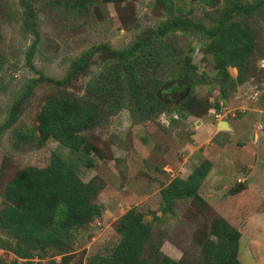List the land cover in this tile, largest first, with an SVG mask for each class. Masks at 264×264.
<instances>
[{"label":"rangeland","instance_id":"374dc122","mask_svg":"<svg viewBox=\"0 0 264 264\" xmlns=\"http://www.w3.org/2000/svg\"><path fill=\"white\" fill-rule=\"evenodd\" d=\"M259 1L263 0H213L207 5L201 0H81L78 8H71L66 0H33L35 37L23 22L18 0H1L0 125L26 80L40 75L63 79L71 60L92 46L105 44L122 51L148 39L171 16L209 30L225 8L235 3L256 6ZM228 22L242 24L249 40L243 79H237V69L231 66L227 72L236 79L234 85L217 77L208 50L211 39L205 33H171L160 40L167 48L174 45L173 60L185 61V54L189 55L196 67L193 82L187 86L162 60L161 68L155 64L156 74L163 73L162 82L167 83L158 95L165 108L147 117L128 107L125 86L114 90V101L103 111L94 108L93 88L91 98L86 97L87 84L112 68L106 55L97 52L88 71L64 88L68 96L92 107L97 117L96 124L82 133L87 148L78 152L52 139L42 146L36 142L38 116L55 89L39 85L25 100L16 123L0 137V209L8 182L24 168L46 167L53 156L74 164L83 183L96 185L95 202L101 207L97 219L67 234L65 251L49 249L40 259L35 256L34 262L87 264L118 242L119 218L135 211L152 223L156 240L177 247L179 259L188 264H205L202 244L216 239L212 228L217 219L240 233L237 257L242 264H264V2L249 15L234 14ZM35 41L29 65L26 54ZM221 84L226 85L222 93ZM219 122L229 129L220 128ZM195 131L202 137L198 142L192 140ZM204 160L211 162V169L198 190V200L179 201L174 215L161 216L159 190L175 177L186 179ZM240 181L246 189L230 193ZM0 238H5L1 229ZM0 258L7 264L15 259L1 248Z\"/></svg>","mask_w":264,"mask_h":264},{"label":"trees","instance_id":"16d2710c","mask_svg":"<svg viewBox=\"0 0 264 264\" xmlns=\"http://www.w3.org/2000/svg\"><path fill=\"white\" fill-rule=\"evenodd\" d=\"M201 1L207 5L214 3L213 0ZM78 2L81 0H66V5L78 8ZM261 2L264 0L257 2L256 6L246 7L235 3L225 8L217 25L209 30L190 19L171 16L161 21L148 39L136 41L122 51L113 50L105 44L92 46L71 60L66 75L61 80L44 75L26 80L10 105L5 121L0 125V137L16 123L25 100L39 85H46L55 89L56 93L46 99L38 116L37 144L42 146L52 139L71 152L87 148L82 133L96 124V113L82 99L68 96L64 88L73 77L88 71L92 58L99 51L106 55L112 68L106 75H101L87 84L89 89L86 97L91 98L93 88L96 103H92L95 109L103 111L105 105L108 106L114 101V90L125 86L129 91L128 107L138 108L145 117L153 111L162 112L165 106L158 95L167 83L163 84V73L158 76L154 66L161 68L158 63L161 60L166 65L169 64L168 70L178 72V79L184 80L187 86L192 84L195 73L196 67L191 65L189 55L184 53L185 61L173 60L177 53L174 45L167 48L160 40L180 30L200 31L211 39L208 50L213 56L217 77L225 78V84L234 85L236 79L228 74L227 67H235L238 72L237 79L241 81L250 46L243 25L228 21L236 13L249 15ZM18 4L23 9L22 17L27 30L37 37L33 0H18ZM35 44L36 41L26 54L29 65ZM1 65L0 59V69ZM151 67L153 69L150 70ZM91 84L93 87H90ZM221 85L222 93L226 85ZM150 86H154L153 90ZM186 95L187 93L180 99ZM210 169L211 162L204 160L186 179L175 177L163 186L159 190L160 215H174L179 201L198 200V190ZM96 194V185L91 182L83 183L74 164L59 156H53L44 168H24L4 189L0 229L5 238H0V248L15 257L12 264H41L40 261H33L35 256L40 259L39 256L49 249L65 251L64 240L67 234L71 230L84 227L101 215V207L95 202ZM116 230L119 235L118 242L105 254L89 258L87 264H188L181 259L172 260L161 252L162 242L156 240L152 223L146 222L138 212L128 211L121 216ZM212 235L215 240H206L202 244L205 264H242L237 257L240 233L234 227L223 219H217ZM0 264L7 262L0 258Z\"/></svg>","mask_w":264,"mask_h":264},{"label":"crops","instance_id":"0c3cea01","mask_svg":"<svg viewBox=\"0 0 264 264\" xmlns=\"http://www.w3.org/2000/svg\"><path fill=\"white\" fill-rule=\"evenodd\" d=\"M220 123L221 122H219L218 123V126L220 125ZM227 124V123H226ZM227 126H228V124H227ZM229 127V126H228ZM229 129V128H228ZM196 132V131H195ZM202 139V137L199 135V133H195V135L192 137V140L194 141V142H198V140L200 141ZM178 178H180V177H178ZM171 181V180H170ZM169 181V182H170ZM242 181H244V179L242 180ZM168 182V183H169ZM241 182V181H240ZM239 183V182H238ZM243 183V182H242ZM244 185H245V183H243ZM165 186V185H164ZM237 186V185H236ZM235 186V187H236ZM233 189V188H232ZM245 189H246V186H245ZM231 190V189H230ZM240 247V246H239ZM161 252L165 255V256H167V257H169V258H171L172 260H175V261H177V260H179V258H180V256H181V253H180V250L177 248V247H175L174 245H172V244H170V243H167V244H165V245H163L162 246V248H161ZM238 252H239V250H238ZM239 260V259H238Z\"/></svg>","mask_w":264,"mask_h":264},{"label":"water","instance_id":"95a60500","mask_svg":"<svg viewBox=\"0 0 264 264\" xmlns=\"http://www.w3.org/2000/svg\"><path fill=\"white\" fill-rule=\"evenodd\" d=\"M220 128L228 129L229 127L225 122H221L219 125ZM252 139H254V135H252ZM245 189V185L242 182H239L236 187L230 190V193H239Z\"/></svg>","mask_w":264,"mask_h":264},{"label":"built area","instance_id":"2783aa9c","mask_svg":"<svg viewBox=\"0 0 264 264\" xmlns=\"http://www.w3.org/2000/svg\"><path fill=\"white\" fill-rule=\"evenodd\" d=\"M216 117H219V115H218V116H216Z\"/></svg>","mask_w":264,"mask_h":264}]
</instances>
